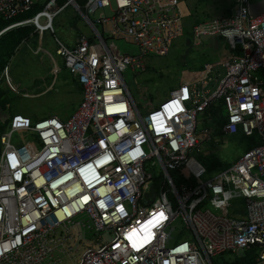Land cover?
<instances>
[{
  "label": "built area",
  "instance_id": "obj_1",
  "mask_svg": "<svg viewBox=\"0 0 264 264\" xmlns=\"http://www.w3.org/2000/svg\"><path fill=\"white\" fill-rule=\"evenodd\" d=\"M37 2L43 9L0 35L22 26L55 35L54 20L69 6L92 35L79 34L72 47L55 37L56 54L82 86L73 115L33 121L15 113L0 135V264H68L66 257L74 264H213L228 251L253 253L252 264H264V91L257 75L264 70V11L234 0L230 16L195 24V44L219 35L240 56L221 62L219 76L182 83L142 114L123 73L145 71L146 57L169 53L184 33L179 4L0 0V17L11 20ZM109 39L139 52L122 53ZM3 76L10 81L6 69ZM217 101L226 111L221 131L257 133L259 143L203 181L207 170L191 152L210 139L208 129L198 132V116ZM17 132L31 139L16 145ZM234 201L244 209L230 215Z\"/></svg>",
  "mask_w": 264,
  "mask_h": 264
},
{
  "label": "rangeland",
  "instance_id": "obj_2",
  "mask_svg": "<svg viewBox=\"0 0 264 264\" xmlns=\"http://www.w3.org/2000/svg\"><path fill=\"white\" fill-rule=\"evenodd\" d=\"M163 2H177L182 9L184 33L175 39L165 56H149L144 59L145 71H133L128 68L123 77L128 89L137 103L142 114L151 108L157 107L169 92L182 83H189L204 77H217L222 73V52L227 50L220 38H203L200 44L187 45V39L192 38L194 20H205L218 17L232 6V0H162ZM96 13L98 17L99 13ZM107 13V10L106 12ZM43 22V20H42ZM55 35L49 32L38 33V39L30 42L38 44V55L33 51L23 49L19 54L7 59L11 83L22 91L28 93L41 92L44 84H52L53 89L36 98L19 96L15 90H10V83L2 77L0 65V135L8 128L10 116L14 113L28 115L35 120L56 115L62 121L70 117L79 105L78 93L74 91L77 83L73 76L64 68L61 57L56 54L57 44L55 37L66 46L71 47L76 33L92 35V30L74 9L69 6L58 14L54 20ZM109 44L116 45L122 53L135 55L138 47L121 39H109ZM55 62V64L53 63ZM57 67V72L53 69ZM257 75L264 88V70ZM38 80L37 83L35 80ZM36 83V84H35ZM77 90V89H76ZM78 91V90H77ZM198 132L209 130L210 139L202 141L198 150L191 152L207 170L201 178L203 181L215 177L224 167L223 164H232L248 149L259 143V136L227 134L220 132L219 120L226 118V111L221 101L214 102L204 113L199 114ZM31 139L27 132H17L12 136V143L20 145ZM225 169V168H224ZM243 203L234 201L229 209L230 215L243 211ZM76 248V243H73ZM246 260H243V259ZM240 258L233 252H224L212 257L213 264H252L254 254L249 253ZM68 264H74L68 257L64 259ZM249 261V262H248ZM78 262V261H77Z\"/></svg>",
  "mask_w": 264,
  "mask_h": 264
},
{
  "label": "crops",
  "instance_id": "obj_3",
  "mask_svg": "<svg viewBox=\"0 0 264 264\" xmlns=\"http://www.w3.org/2000/svg\"><path fill=\"white\" fill-rule=\"evenodd\" d=\"M250 2H251V11H252V13H254V14H257V13H260V12H262V11H264V0H250ZM38 3V2H37ZM233 5H234V0H232V6L230 7V8H228L226 11H225V13L223 14V15H219L218 17H214V18H207V19H205V20H201V22H204V21H208V20H210V19H217V18H221V17H228V16H230L231 15V12H232V10H233ZM201 22H199V23H201ZM195 25V24H194ZM33 27V26H32ZM34 28V27H33ZM38 31L37 30H35V29H33V31L29 34V36L27 37V38H25L24 40H22L13 50H12V53H11V56H9V58L8 59H10L11 60V58L12 57H14L15 55H17V54H19L23 49H29L30 51H33V55H38V50L40 51V49H38L39 47H38V44L37 43H35L34 45H31L30 44V42H34V39H38ZM45 33V32H44ZM44 33H39V34H44ZM79 34H81V33H76L75 34V36H74V40H73V43H72V45H71V47L72 46H74L75 44H76V42H77V38H78V36H79ZM207 38H215V37H217L216 39H218V38H220L221 39V41L223 42V44H224V46L226 47V49L227 50H224L223 52H222V55H224L223 56V60H222V62L223 61H225V60H228V59H231V58H233V57H239L240 56V54H241V51H240V49L239 48H236L235 50H232V49H230L229 47H228V44H227V42L222 38V37H220L219 35H215V36H213V37H209V36H206ZM203 38H205V37H203ZM202 38V39H203ZM207 38H205V39H207ZM191 39V38H190ZM201 39V40H202ZM192 43H194L193 41H192V39H191V44ZM201 43V42H200ZM199 43V44H200ZM6 62H7V60H6ZM5 62V64H4V66L2 67V74L4 73V69H6L7 70V73L9 72V65H8V63H6ZM63 62V61H62ZM53 63L55 64V62L53 61ZM221 63V62H220ZM64 65V64H63ZM64 68H65V66H64ZM57 67H55V69H53V72L55 73V72H57ZM68 71V70H67ZM70 73V72H69ZM72 76H73V78H74V81L77 83V86H75L74 87V91L75 92H77L78 93V95H77V99H79V105H80V103H81V101H82V86L80 85V83H79V81H78V79H77V76H75V75H73L72 73H70ZM2 77H4L3 75H2ZM2 77L0 78V82L2 81ZM8 77H9V80L10 81H7V79H5V81H7L8 83L10 82V84L11 85H9L11 88H10V90L11 91H14L15 90V92L19 95V96H22V97H26V98H36V97H38L39 95L40 96H42V95H45V94H47V93H49L52 89H53V83L55 82V78L56 77H54V81H53V83L52 84H47V83H45L44 84V88L41 90V92H36V93H28L27 91H22V90H20V89H18L17 87H15L12 83H11V78H10V76H9V74H8ZM5 78V77H4ZM36 81V83H37V79L35 80ZM35 83V84H36ZM263 86V85H262ZM262 86H261V88H262ZM78 91H77V90ZM262 90L264 91V88H262ZM222 103V102H221ZM79 105L77 106V108L79 107ZM213 104H211V106H212ZM210 106V107H211ZM209 107V108H210ZM77 108L75 109V111L77 110ZM208 108V109H209ZM207 109V110H208ZM206 110V111H207ZM74 111V112H75ZM205 111V112H206ZM73 112V113H74ZM73 113L70 115V117L73 115ZM15 114V113H14ZM23 115V114H22ZM12 116V115H11ZM10 116V117H11ZM25 116H27V117H29L30 118V116H28V115H25ZM69 117V118H70ZM30 119H32V118H30ZM38 118H36L35 120H37ZM68 119V118H67ZM66 119V120H67ZM226 119V118H225ZM225 119H223L224 121H225ZM33 120V119H32ZM35 120H33V121H35ZM201 122V121H200ZM221 124L222 123H220V124H218L219 125V128H221ZM220 130V132H222L221 131V129H219ZM223 133V132H222Z\"/></svg>",
  "mask_w": 264,
  "mask_h": 264
},
{
  "label": "trees",
  "instance_id": "obj_4",
  "mask_svg": "<svg viewBox=\"0 0 264 264\" xmlns=\"http://www.w3.org/2000/svg\"><path fill=\"white\" fill-rule=\"evenodd\" d=\"M43 7H44V3L42 4L35 3L30 11L22 13V14H18L15 18L11 20H5L0 17V31L14 21L31 17L37 11H39L40 9H43ZM199 22H201V20H198V19L194 20V24H198ZM33 29L34 28L32 26H22V27L8 30L0 35V65L1 66L2 65L4 66L6 60L9 58V56H11L12 50L22 40L27 38L29 34L33 31ZM223 122H224L223 119L219 120V123L223 124ZM229 165L230 164L224 163L223 167L226 168ZM243 260H246V259L244 258ZM250 263H252V261Z\"/></svg>",
  "mask_w": 264,
  "mask_h": 264
},
{
  "label": "snow or ice",
  "instance_id": "obj_5",
  "mask_svg": "<svg viewBox=\"0 0 264 264\" xmlns=\"http://www.w3.org/2000/svg\"><path fill=\"white\" fill-rule=\"evenodd\" d=\"M85 199H87V197H85ZM101 206H103V205H101ZM160 217L163 218V214H162V213L160 214ZM153 223H154V222L151 221V220L148 221V225H153ZM146 227H147V226H146ZM128 239H129V240H132V235H129V236H128ZM132 246H133L134 248L137 246V244H136L135 241H133V245H132Z\"/></svg>",
  "mask_w": 264,
  "mask_h": 264
},
{
  "label": "water",
  "instance_id": "obj_6",
  "mask_svg": "<svg viewBox=\"0 0 264 264\" xmlns=\"http://www.w3.org/2000/svg\"><path fill=\"white\" fill-rule=\"evenodd\" d=\"M209 37H213V36H209ZM205 38H207V37H205ZM187 45L188 46H190L191 45V39L190 38H188L187 39ZM151 192H150V195H154V193H155V191H154V188L153 187H151V190H150Z\"/></svg>",
  "mask_w": 264,
  "mask_h": 264
}]
</instances>
